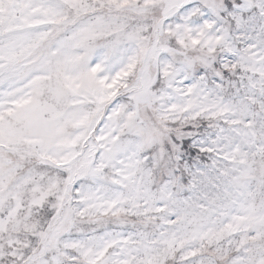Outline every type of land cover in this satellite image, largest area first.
<instances>
[{
    "label": "snow or ice",
    "instance_id": "6c2138e0",
    "mask_svg": "<svg viewBox=\"0 0 264 264\" xmlns=\"http://www.w3.org/2000/svg\"><path fill=\"white\" fill-rule=\"evenodd\" d=\"M0 264H264V0H0Z\"/></svg>",
    "mask_w": 264,
    "mask_h": 264
}]
</instances>
